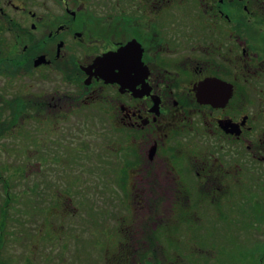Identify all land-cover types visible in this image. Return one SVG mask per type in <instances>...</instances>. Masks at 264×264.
<instances>
[{
	"label": "flooded vegetation",
	"instance_id": "1",
	"mask_svg": "<svg viewBox=\"0 0 264 264\" xmlns=\"http://www.w3.org/2000/svg\"><path fill=\"white\" fill-rule=\"evenodd\" d=\"M1 21L31 90L19 121L52 156L75 157L68 131L87 125L132 188H264V0H0Z\"/></svg>",
	"mask_w": 264,
	"mask_h": 264
},
{
	"label": "rangeland",
	"instance_id": "2",
	"mask_svg": "<svg viewBox=\"0 0 264 264\" xmlns=\"http://www.w3.org/2000/svg\"><path fill=\"white\" fill-rule=\"evenodd\" d=\"M7 31L16 29L1 21L0 37L9 38ZM6 56L0 51V61ZM16 62L0 73V257L6 264H143L145 258L149 264H264V188L234 184L213 191L193 181L181 189L132 188L124 152L115 155L112 138L101 137V161L96 149L83 146L94 143V127L87 125L81 133L68 131L75 157L52 156L40 146V122L19 121L18 95L31 90L12 69Z\"/></svg>",
	"mask_w": 264,
	"mask_h": 264
},
{
	"label": "water",
	"instance_id": "3",
	"mask_svg": "<svg viewBox=\"0 0 264 264\" xmlns=\"http://www.w3.org/2000/svg\"><path fill=\"white\" fill-rule=\"evenodd\" d=\"M121 53H124V52H121ZM110 57H113V55H107V57H105V59H103V61H105V62H108L109 63V61H111V58ZM201 97H203V99H204V101L205 100H210L209 99V93H206L205 91H203V94L201 95Z\"/></svg>",
	"mask_w": 264,
	"mask_h": 264
},
{
	"label": "trees",
	"instance_id": "4",
	"mask_svg": "<svg viewBox=\"0 0 264 264\" xmlns=\"http://www.w3.org/2000/svg\"><path fill=\"white\" fill-rule=\"evenodd\" d=\"M6 67H9V66H6ZM1 69V68H0ZM2 224H3V222H2ZM2 236V235H1ZM1 242V241H0ZM1 247H2V244H0V250H1ZM1 253V252H0ZM6 262H8L7 260L6 261H4L3 259H2V257H0V264H6Z\"/></svg>",
	"mask_w": 264,
	"mask_h": 264
}]
</instances>
